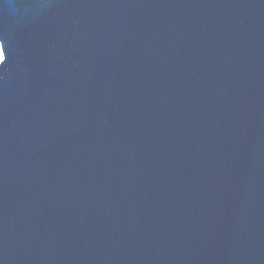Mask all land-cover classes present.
I'll use <instances>...</instances> for the list:
<instances>
[{"label": "water", "instance_id": "1", "mask_svg": "<svg viewBox=\"0 0 264 264\" xmlns=\"http://www.w3.org/2000/svg\"><path fill=\"white\" fill-rule=\"evenodd\" d=\"M0 264H264V0H0Z\"/></svg>", "mask_w": 264, "mask_h": 264}, {"label": "snow or ice", "instance_id": "2", "mask_svg": "<svg viewBox=\"0 0 264 264\" xmlns=\"http://www.w3.org/2000/svg\"><path fill=\"white\" fill-rule=\"evenodd\" d=\"M6 61V51L3 46V43L0 42V65H3Z\"/></svg>", "mask_w": 264, "mask_h": 264}]
</instances>
